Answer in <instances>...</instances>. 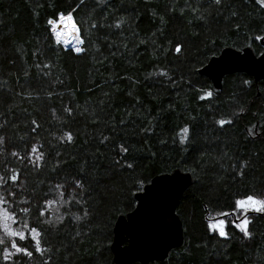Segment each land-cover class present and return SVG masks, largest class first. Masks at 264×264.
<instances>
[{
	"label": "trees",
	"instance_id": "16d2710c",
	"mask_svg": "<svg viewBox=\"0 0 264 264\" xmlns=\"http://www.w3.org/2000/svg\"><path fill=\"white\" fill-rule=\"evenodd\" d=\"M61 14L82 44L57 43ZM262 36L257 0H0V222L6 209L31 252L5 232L0 264H116L118 215L176 167L195 177L177 207L185 240L148 264H264V212H247L250 236L243 216L210 228L264 196V79L236 71L216 88L198 71L227 45L260 53Z\"/></svg>",
	"mask_w": 264,
	"mask_h": 264
},
{
	"label": "water",
	"instance_id": "95a60500",
	"mask_svg": "<svg viewBox=\"0 0 264 264\" xmlns=\"http://www.w3.org/2000/svg\"><path fill=\"white\" fill-rule=\"evenodd\" d=\"M260 43V53L252 45L224 46L198 71L209 77L216 88H222L226 74L236 71L247 72L258 82L264 79V39ZM194 181L192 172L176 167L156 174L135 192V207L119 214L115 221L111 249L116 264L163 260L173 248L184 243V227L177 207Z\"/></svg>",
	"mask_w": 264,
	"mask_h": 264
},
{
	"label": "snow or ice",
	"instance_id": "6c2138e0",
	"mask_svg": "<svg viewBox=\"0 0 264 264\" xmlns=\"http://www.w3.org/2000/svg\"><path fill=\"white\" fill-rule=\"evenodd\" d=\"M214 3L220 4L221 0H214ZM257 3L260 4L262 7H264V0H257ZM59 20H60V22H64L65 20L71 21L72 20V16H71V14H69L67 17H64L63 14H61ZM49 24L53 25L52 31L56 33L57 43H60L59 37H60L61 34L59 32H56L57 21L50 20ZM73 29L78 33L79 30L75 28L74 24H73ZM77 39H78V43H81V44L83 43V41L79 40L78 37H77ZM256 39H264V37H257ZM75 50L77 52L82 51V49H80V48H76ZM176 51L177 52L180 51L179 47L176 49ZM207 95L211 96L212 93L209 92V93H207ZM219 123H220V125H224L225 123H230V121L221 120V121H219ZM188 131H189L188 128H184L182 130L183 134L181 136V143H183V142H185L187 140ZM68 139L71 140V135L70 134L68 135ZM0 143H2V138H0ZM32 151H33V153H36L37 149L33 148ZM124 151L126 152L127 149H124ZM13 155H16V154L13 153ZM39 159H40V157L38 156L37 160H39ZM128 166L131 167V165H128ZM16 178H17L16 174H13L12 177H11V179L13 181H15ZM0 182H4L3 181V177H0ZM0 202H3V197L2 196H0ZM52 203H55V202L54 201L49 202V204H52ZM236 209H238V210L242 209L243 210L242 211L243 219H242L241 223L236 224V227H238L244 233L245 236H250V233L248 231L249 220L247 218V212L248 211L264 212V199H256V198H254L252 196H248L245 199H241V200L236 201ZM23 211L26 212L27 209H24ZM41 214L43 215V213H41ZM225 215H229V213H217V216H225ZM4 218H5V221H7L8 219H12V217L7 213V211H5ZM222 225H223V221H218L217 223L211 224L210 228L212 230H219V234L221 236H226L227 233L223 231V228L221 227ZM25 226H27V225H25ZM4 228H5V231H6V233L8 235L19 236V238L21 240L25 239V235H24L23 232L9 231V225L7 223L4 224ZM31 231L34 234V238L39 235V233L36 232V229H32ZM0 243H4V240L2 238H0ZM12 247L15 248L17 250V252L23 251L25 254L31 256V252H28L27 249L20 248L15 243V241H13ZM36 249L38 251L40 250V241L38 239H36Z\"/></svg>",
	"mask_w": 264,
	"mask_h": 264
},
{
	"label": "rangeland",
	"instance_id": "374dc122",
	"mask_svg": "<svg viewBox=\"0 0 264 264\" xmlns=\"http://www.w3.org/2000/svg\"><path fill=\"white\" fill-rule=\"evenodd\" d=\"M69 14L67 15H63L64 17H67ZM73 24L75 25L73 18L71 21L65 20L64 22H60V20L57 21V27H56V32H59L61 35L59 37L60 41L62 43H64L66 46L70 47L73 46L77 41V37L79 38V34L73 29ZM75 28L77 29L76 25ZM56 34V33H55ZM57 37V36H56ZM60 195V193H57L56 197H58ZM256 199H264V196H252ZM247 198V197H245ZM242 198V199H245ZM55 212H56V219L57 221H59L63 215H64V210L67 208V201L66 200H61L55 203ZM5 211H7L6 209H3L1 212L2 215V219L3 222H0V238H2L3 240H5V228H4V224L7 223L9 225V231H15V229L21 231V227H16L15 225V220L13 218V215L7 211V213L12 217V219H8L7 221H5L4 218V214ZM242 209H235L234 213L230 216H217L218 212H213L210 213V223H217L218 221H223V225L221 226L223 228V231L225 232V225L227 222L228 217H230L229 219H238L242 216ZM11 236V235H10ZM18 236H13L11 238H9V241L13 243V241H15L17 239ZM5 249L7 248L8 250H10V248H8V246L4 247ZM7 249L5 251V254L8 253ZM9 254V253H8Z\"/></svg>",
	"mask_w": 264,
	"mask_h": 264
}]
</instances>
